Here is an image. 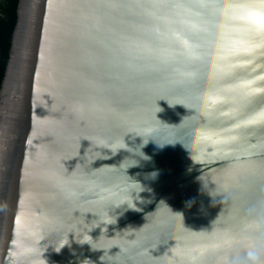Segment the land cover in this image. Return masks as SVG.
I'll return each instance as SVG.
<instances>
[{
  "label": "water",
  "instance_id": "1",
  "mask_svg": "<svg viewBox=\"0 0 264 264\" xmlns=\"http://www.w3.org/2000/svg\"><path fill=\"white\" fill-rule=\"evenodd\" d=\"M237 2L18 1L0 264H222L264 215V30Z\"/></svg>",
  "mask_w": 264,
  "mask_h": 264
},
{
  "label": "clouds",
  "instance_id": "2",
  "mask_svg": "<svg viewBox=\"0 0 264 264\" xmlns=\"http://www.w3.org/2000/svg\"><path fill=\"white\" fill-rule=\"evenodd\" d=\"M224 7L229 12H235L236 18L242 22L243 31L251 33L264 30V4H258L256 0H239ZM69 194L75 195V192L70 191ZM128 209L137 211L135 203ZM233 239L235 242L229 249L230 255L223 258L222 264H264V215L251 222V231H242Z\"/></svg>",
  "mask_w": 264,
  "mask_h": 264
},
{
  "label": "trees",
  "instance_id": "3",
  "mask_svg": "<svg viewBox=\"0 0 264 264\" xmlns=\"http://www.w3.org/2000/svg\"><path fill=\"white\" fill-rule=\"evenodd\" d=\"M19 0H0V86L9 56L11 35L17 19Z\"/></svg>",
  "mask_w": 264,
  "mask_h": 264
},
{
  "label": "snow or ice",
  "instance_id": "4",
  "mask_svg": "<svg viewBox=\"0 0 264 264\" xmlns=\"http://www.w3.org/2000/svg\"><path fill=\"white\" fill-rule=\"evenodd\" d=\"M252 101H250L251 103ZM248 123H255V120H249Z\"/></svg>",
  "mask_w": 264,
  "mask_h": 264
}]
</instances>
